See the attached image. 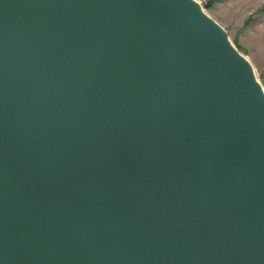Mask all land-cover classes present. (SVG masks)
I'll list each match as a JSON object with an SVG mask.
<instances>
[{"label":"water","instance_id":"1","mask_svg":"<svg viewBox=\"0 0 264 264\" xmlns=\"http://www.w3.org/2000/svg\"><path fill=\"white\" fill-rule=\"evenodd\" d=\"M0 264H264V90L196 0H0Z\"/></svg>","mask_w":264,"mask_h":264},{"label":"rangeland","instance_id":"2","mask_svg":"<svg viewBox=\"0 0 264 264\" xmlns=\"http://www.w3.org/2000/svg\"><path fill=\"white\" fill-rule=\"evenodd\" d=\"M252 64L264 90V0H196Z\"/></svg>","mask_w":264,"mask_h":264}]
</instances>
